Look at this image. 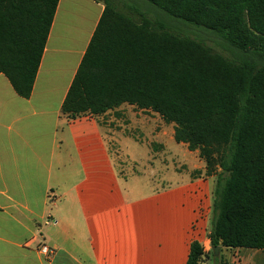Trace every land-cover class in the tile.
I'll return each mask as SVG.
<instances>
[{
	"label": "trees",
	"instance_id": "16d2710c",
	"mask_svg": "<svg viewBox=\"0 0 264 264\" xmlns=\"http://www.w3.org/2000/svg\"><path fill=\"white\" fill-rule=\"evenodd\" d=\"M105 10L63 104L69 119L124 104L175 125L216 178L211 249H264V0H100ZM60 0H0V73L33 93ZM183 27L209 32L227 56Z\"/></svg>",
	"mask_w": 264,
	"mask_h": 264
},
{
	"label": "crops",
	"instance_id": "0c3cea01",
	"mask_svg": "<svg viewBox=\"0 0 264 264\" xmlns=\"http://www.w3.org/2000/svg\"><path fill=\"white\" fill-rule=\"evenodd\" d=\"M104 10L100 0H60L29 99L0 73V264H187L194 240L211 249L207 223L193 234L211 194L197 175L206 171L198 151L178 143L189 180L137 199L113 160L130 128L150 133L154 121L165 151L174 124L129 104L101 116L63 114ZM42 245L54 255H42ZM230 252L229 264H264V249Z\"/></svg>",
	"mask_w": 264,
	"mask_h": 264
},
{
	"label": "rangeland",
	"instance_id": "374dc122",
	"mask_svg": "<svg viewBox=\"0 0 264 264\" xmlns=\"http://www.w3.org/2000/svg\"><path fill=\"white\" fill-rule=\"evenodd\" d=\"M183 30L192 36L204 40L215 50L227 56L235 57L236 55L235 52L227 50L223 46L222 41L209 32L198 30L194 27H183ZM144 115L152 118L151 113H144ZM163 124L166 125L165 122ZM150 126V133L145 132L138 126L130 128L127 131L128 136H124L120 141L121 147L112 146L114 163L124 171V176L122 177L124 189L134 199L153 192L167 190L189 180L187 171L190 168V161L186 157L185 149L174 141L164 151V148L158 144L161 142L156 137V134L152 132L157 129L156 123L151 120ZM166 130L168 134L171 133L169 128L167 129L166 127ZM197 175L200 178L209 180L211 194L209 196L210 205L205 200L199 205L193 234L198 235L202 232L203 224L207 223L206 231L209 238V232L212 230L214 223L213 204L217 182L216 178L208 176L206 171L198 172ZM195 241L198 240L193 242ZM230 255V250L224 249L221 255L219 252L218 256H220L221 261L229 264ZM204 264H215V261L210 259Z\"/></svg>",
	"mask_w": 264,
	"mask_h": 264
},
{
	"label": "built area",
	"instance_id": "2783aa9c",
	"mask_svg": "<svg viewBox=\"0 0 264 264\" xmlns=\"http://www.w3.org/2000/svg\"><path fill=\"white\" fill-rule=\"evenodd\" d=\"M40 253L42 254V255H44V256H46V257H50V256H52V255H54V250L53 249H51L49 246H47V245H42L41 247H40Z\"/></svg>",
	"mask_w": 264,
	"mask_h": 264
},
{
	"label": "water",
	"instance_id": "95a60500",
	"mask_svg": "<svg viewBox=\"0 0 264 264\" xmlns=\"http://www.w3.org/2000/svg\"><path fill=\"white\" fill-rule=\"evenodd\" d=\"M216 255H219V252L221 250V247L213 248Z\"/></svg>",
	"mask_w": 264,
	"mask_h": 264
}]
</instances>
